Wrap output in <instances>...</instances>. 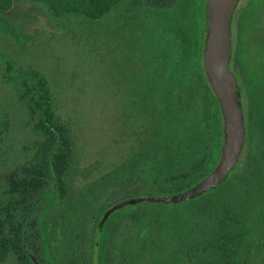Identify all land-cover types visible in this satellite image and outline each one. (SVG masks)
<instances>
[{
  "label": "trees",
  "instance_id": "obj_1",
  "mask_svg": "<svg viewBox=\"0 0 264 264\" xmlns=\"http://www.w3.org/2000/svg\"><path fill=\"white\" fill-rule=\"evenodd\" d=\"M32 13L102 47L118 43L131 106L145 121L129 157L75 186L74 142L47 78L0 47V264H34L27 251L41 264H243L264 224V49L252 57L243 45L232 71L246 123L259 128L257 157L247 147L206 193L128 205L103 220L122 200L188 191L219 160L223 118L202 62L206 2L0 0V41L24 45ZM131 180L140 191L116 196Z\"/></svg>",
  "mask_w": 264,
  "mask_h": 264
},
{
  "label": "rangeland",
  "instance_id": "obj_2",
  "mask_svg": "<svg viewBox=\"0 0 264 264\" xmlns=\"http://www.w3.org/2000/svg\"><path fill=\"white\" fill-rule=\"evenodd\" d=\"M239 2L242 9L236 25L242 27V34L238 41L245 40L253 57V53L264 49V0ZM32 14L24 30L27 42L18 45L0 41V47L7 49L22 67L39 69L47 78L55 112L71 131L74 184L82 188L129 157L145 115L135 113L131 106L127 87L131 67L124 63L123 49L118 43L102 47L91 36L61 31ZM260 104L264 120V95ZM258 129L253 130L250 146L253 158L260 149ZM19 133L15 131V139L22 137ZM140 187L141 184L131 180L116 191V196L140 191ZM251 237L259 240L250 246L243 264H264V224L256 226ZM28 255L32 257L31 253Z\"/></svg>",
  "mask_w": 264,
  "mask_h": 264
},
{
  "label": "water",
  "instance_id": "obj_3",
  "mask_svg": "<svg viewBox=\"0 0 264 264\" xmlns=\"http://www.w3.org/2000/svg\"><path fill=\"white\" fill-rule=\"evenodd\" d=\"M205 2L207 35L202 62L207 80L220 103L223 118V144L219 160L213 170L188 191L168 197H134L122 200L105 212L103 220H106L111 213L128 205H136L145 201L169 203L174 199L206 193L224 183L235 167L243 145L245 131L238 86L229 69L230 22L237 0H205ZM30 258L34 264H40L33 255Z\"/></svg>",
  "mask_w": 264,
  "mask_h": 264
},
{
  "label": "flooded vegetation",
  "instance_id": "obj_4",
  "mask_svg": "<svg viewBox=\"0 0 264 264\" xmlns=\"http://www.w3.org/2000/svg\"><path fill=\"white\" fill-rule=\"evenodd\" d=\"M237 0L232 17H231V22H230V45H231V57L229 60V69L231 73L234 76V72L232 71H237V73L241 70V65H240V50H242V46L245 45V40L241 38V42L238 41L240 34H242V27L236 25V18L240 14V11L242 9V6L240 7V2ZM242 4V3H241ZM246 46V45H245ZM234 49V50H233ZM234 52V57L232 59V53ZM236 58V59H235ZM235 77V76H234ZM237 86H238V80L235 78ZM240 101V100H239ZM258 121V120H257ZM256 121V123H257ZM243 122H244V141L243 145L241 147V150L238 154L235 167L232 171L236 170L240 165L241 161L243 160V157L245 156V153L248 152L246 151V148L250 149V145L252 142V135H253V130L258 129L256 126L251 125V120H250V125L248 126L246 123V119L244 118L243 115ZM253 122V121H252ZM260 122V121H259ZM231 171V172H232ZM230 172V173H231ZM229 173V175H230ZM228 175V177H229Z\"/></svg>",
  "mask_w": 264,
  "mask_h": 264
}]
</instances>
